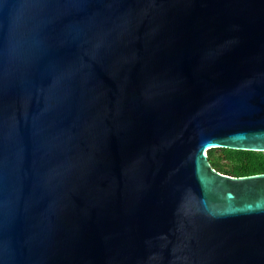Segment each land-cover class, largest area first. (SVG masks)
I'll list each match as a JSON object with an SVG mask.
<instances>
[{
	"label": "water",
	"instance_id": "1",
	"mask_svg": "<svg viewBox=\"0 0 264 264\" xmlns=\"http://www.w3.org/2000/svg\"><path fill=\"white\" fill-rule=\"evenodd\" d=\"M264 0H0V264H264Z\"/></svg>",
	"mask_w": 264,
	"mask_h": 264
},
{
	"label": "trees",
	"instance_id": "2",
	"mask_svg": "<svg viewBox=\"0 0 264 264\" xmlns=\"http://www.w3.org/2000/svg\"><path fill=\"white\" fill-rule=\"evenodd\" d=\"M208 158L215 169L225 174L245 176L264 173V151L212 148L208 151Z\"/></svg>",
	"mask_w": 264,
	"mask_h": 264
}]
</instances>
